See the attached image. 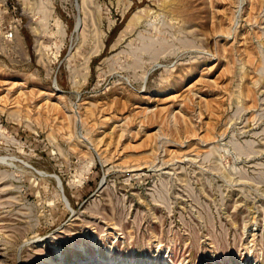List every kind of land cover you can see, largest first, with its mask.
Instances as JSON below:
<instances>
[{"label": "rangeland", "instance_id": "374dc122", "mask_svg": "<svg viewBox=\"0 0 264 264\" xmlns=\"http://www.w3.org/2000/svg\"><path fill=\"white\" fill-rule=\"evenodd\" d=\"M90 256L264 264V0H0V263Z\"/></svg>", "mask_w": 264, "mask_h": 264}, {"label": "bare ground", "instance_id": "6f19581e", "mask_svg": "<svg viewBox=\"0 0 264 264\" xmlns=\"http://www.w3.org/2000/svg\"><path fill=\"white\" fill-rule=\"evenodd\" d=\"M113 214V213H112ZM112 224H114L115 222L114 221H112L111 222ZM110 225V224H109ZM130 231L131 230H129L127 233H128V235H131V233H130ZM108 234H109V232H108ZM252 240V239H251ZM249 242V241H248ZM87 259H90V262H91V264H115V261H114V259L113 258H108L107 260H102V258L100 259V258H98V259H95V257H93V256H90L89 258H87ZM1 262V261H0ZM82 263V262H81ZM80 263V264H81ZM1 264V263H0ZM8 264H11V263H8ZM121 264H128L127 262H123V263H121ZM132 264H136V263H132ZM157 264H159V263H157Z\"/></svg>", "mask_w": 264, "mask_h": 264}]
</instances>
